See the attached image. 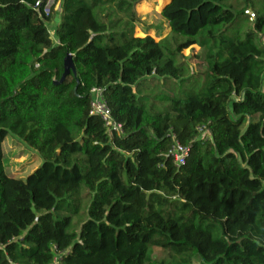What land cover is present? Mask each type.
Masks as SVG:
<instances>
[{"label": "trees", "instance_id": "obj_1", "mask_svg": "<svg viewBox=\"0 0 264 264\" xmlns=\"http://www.w3.org/2000/svg\"><path fill=\"white\" fill-rule=\"evenodd\" d=\"M37 1L0 0V264H264V0L252 29V0H162L159 41L135 35L145 0ZM93 88L122 135L89 115ZM8 134L42 159L25 179Z\"/></svg>", "mask_w": 264, "mask_h": 264}, {"label": "rangeland", "instance_id": "obj_2", "mask_svg": "<svg viewBox=\"0 0 264 264\" xmlns=\"http://www.w3.org/2000/svg\"><path fill=\"white\" fill-rule=\"evenodd\" d=\"M245 1L246 0H235L229 1L228 3L241 11ZM163 4L164 1L162 0H145L135 6V11L141 20L140 25H138L135 30L136 36L142 37L144 33L147 32L148 35L156 41L168 36L169 32L167 25L159 15L160 8ZM244 10H249L250 13H254L259 17L263 16L261 0H252V3ZM54 11L58 13L59 5L54 7ZM247 16L249 17V25H247V27H251L255 22V19L252 18L251 20L253 21H250L251 15ZM48 29L53 38V27L50 26ZM250 29H252V27ZM259 40L264 44V33L259 34ZM182 55L186 58L187 64H189L194 73L204 72V65L200 58L202 52L198 47L193 46L188 48L182 52ZM2 153L5 173L18 179H25L42 163V159L37 153L29 149L20 140L10 134H8L3 141ZM152 258L157 259L158 261H167L170 259L169 255L160 249L153 250ZM55 264H57V262H55ZM193 264H198V260L195 259Z\"/></svg>", "mask_w": 264, "mask_h": 264}, {"label": "built area", "instance_id": "obj_3", "mask_svg": "<svg viewBox=\"0 0 264 264\" xmlns=\"http://www.w3.org/2000/svg\"><path fill=\"white\" fill-rule=\"evenodd\" d=\"M53 0H38L35 3V8H41L44 16H48L50 8L53 6ZM246 15H251L250 20L254 18L252 13L246 12ZM89 115L98 118L109 135H122L123 127L117 123L113 118L110 109L104 98L103 90L100 88H93L90 91V111ZM190 154V147L180 145L174 141L169 155L172 158L173 164L179 167L185 163L186 158Z\"/></svg>", "mask_w": 264, "mask_h": 264}, {"label": "water", "instance_id": "obj_4", "mask_svg": "<svg viewBox=\"0 0 264 264\" xmlns=\"http://www.w3.org/2000/svg\"><path fill=\"white\" fill-rule=\"evenodd\" d=\"M70 73L76 76V71L72 61V56L70 54H67V56L63 60V74L58 84H61Z\"/></svg>", "mask_w": 264, "mask_h": 264}, {"label": "crops", "instance_id": "obj_5", "mask_svg": "<svg viewBox=\"0 0 264 264\" xmlns=\"http://www.w3.org/2000/svg\"><path fill=\"white\" fill-rule=\"evenodd\" d=\"M54 44H57V41L55 39L52 40Z\"/></svg>", "mask_w": 264, "mask_h": 264}]
</instances>
